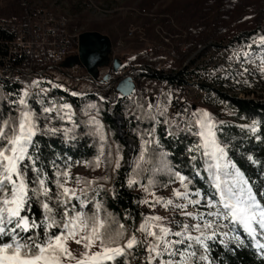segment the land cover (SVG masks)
<instances>
[{"label":"snow or ice","instance_id":"1","mask_svg":"<svg viewBox=\"0 0 264 264\" xmlns=\"http://www.w3.org/2000/svg\"><path fill=\"white\" fill-rule=\"evenodd\" d=\"M253 45L264 49V35L248 48ZM243 55L248 57L250 53ZM261 63L264 64V58ZM41 83L40 80L32 81L18 99L9 100L11 105L18 106V115L10 113V118L0 115V264H125L121 258L137 247H142L146 253L144 264H212L210 252L215 242L224 247L231 245L233 250L248 242L264 256V164L255 178L242 171L231 158L232 145L223 137L222 122L218 124L211 113L201 110L189 113L185 108L169 120L171 93L166 94L167 103L150 99L146 108L138 105L141 115L136 119L153 123L140 133L139 157L127 184L129 187L140 184L151 196L139 203L150 208L162 205L178 211L184 220L173 217L165 222L162 216L141 214L139 226L125 238L123 224L113 233L107 218L101 215L102 205L97 200L101 188L96 186V181L80 176L73 178L70 158L44 159L37 137L63 133L66 138L75 139V135L69 134L78 125L74 124L73 128L52 126L56 118L72 121V105L50 99L46 104L49 89L41 88ZM47 83L53 88L61 87L51 81ZM34 87L40 91L32 93ZM33 95L39 97L37 103L42 105L39 112L29 103V97ZM88 108L96 109L97 106L89 104ZM98 115L97 110L89 120L100 140V156L94 162L96 167L100 166L106 143ZM161 123L167 126L169 137L180 139L183 134L197 138V142L187 147L191 177L167 159L171 153L162 150L157 136L156 126ZM240 127L253 134L261 131L257 121ZM153 146L161 150V162L145 169L143 164L150 162ZM122 159L117 149L115 170L120 168ZM248 159L252 160V157ZM145 171L152 174L147 184L137 179ZM162 172L169 177L164 188L179 184L170 189L173 198L166 200L151 190L157 187L155 177ZM196 178L204 179L207 188L197 187ZM73 179L82 186L69 187ZM33 199L40 203L42 219L32 215ZM89 204L95 207L91 216L85 211ZM136 233H140V237ZM70 243L81 246L84 251L74 254ZM201 249L203 254L198 256Z\"/></svg>","mask_w":264,"mask_h":264},{"label":"trees","instance_id":"2","mask_svg":"<svg viewBox=\"0 0 264 264\" xmlns=\"http://www.w3.org/2000/svg\"><path fill=\"white\" fill-rule=\"evenodd\" d=\"M203 4L210 2L213 8L218 6H224L223 9H227L232 12L241 11L246 9L248 4L243 0H202ZM261 1V0H260ZM222 3H224L222 5ZM240 7V8H239ZM204 11H207L204 9ZM264 13V10L261 9ZM206 13V12H204ZM182 14H177V18H180V24L182 28H186L188 33V38L186 40L184 51L193 49L196 46L204 43V40L211 38L217 32L220 26L217 23L218 17L221 15L215 14L210 22H201L195 20L197 17L196 13H193L190 17H178ZM206 19V20H207ZM254 32V31H253ZM248 34L249 32H244ZM244 33L236 35L234 39H239V37L244 36ZM7 33H4L0 29V38H3ZM157 48V47H155ZM184 52L181 54L183 55ZM178 55L172 59L168 65V69H155L153 67L156 61V56L154 53L145 52L141 60V65L139 72H137V87L133 95L123 98L124 102L120 100L115 103L112 107L109 106V102L113 98V91L107 88H101L95 86L92 82V90H85L78 92L72 87L66 86L65 83H60L55 78L51 77V70H47V77H51V82L61 87L53 88L52 84L46 82L41 83V87H46L49 89L45 96L46 104L47 100H55L57 102L63 103L64 99L60 96H64L67 99L73 101L76 106L77 113L73 112L72 121L67 120L61 121L58 118L54 119L52 126L58 128H73V125H78L74 129L73 133L69 135H75V139L66 138L63 133H59L53 136H39L37 139L40 141L42 147L43 157L46 161H50L55 157H61L62 159H68L69 163L73 166V169L78 163H83L84 166L87 162H91L89 166H85V170L80 175L81 178L85 180L96 181V186L101 188L99 196L97 197L98 202L102 205L101 215L107 218V223L110 226L112 232L114 233L120 224L125 226L124 237L127 238L135 228H137V222L142 221V215H159L165 218V222L171 220L173 217L176 220H184V217L178 211H173L169 208H165L167 213H160L155 208H150L143 203H139L148 197L140 186V184L133 185L129 187L127 180L130 175H132L133 169L135 168V162L139 157V149L141 145L140 133L145 129H148L153 123L148 120L138 121L137 116L141 115V109L138 105H144L145 108L147 103L151 99L156 102L164 101L167 103L166 94L171 93L172 103L168 105L167 118L172 120L175 118V114L182 110L183 108L188 109L191 113L193 110H198L192 107V103H189L186 99V76L187 69H180V62L177 59ZM180 55V56H181ZM177 59V60H176ZM81 72L80 76L83 75L85 70L83 68H77L74 71ZM70 71V70H69ZM73 71V69H71ZM140 73L142 75H140ZM139 76H143L141 81ZM14 78V80H12ZM35 74H17L9 80L0 79V115L5 118H10V113L18 115V106H13L9 103L12 98L18 99V96L22 91L23 83L30 85L34 80ZM82 80V79H81ZM50 81V80H49ZM140 81V82H139ZM39 92V90H33L32 93ZM72 93H77V95H72ZM216 97L220 98L226 103L228 108H230V116L221 125L224 129L223 137L231 142L230 155L237 166L245 171L248 176L255 178L260 175V166L264 164V99H243L236 96H230L225 93L215 92ZM104 98V99H101ZM39 97L35 95L29 97V103L34 110L40 111L42 105L37 103ZM89 104H96V109H89ZM47 106H51L48 104ZM97 110L99 115L97 119L103 126V133L106 138V143L104 145V155L100 157V166H95V160L97 156H100V140L97 135H95V126L89 123L90 117L96 115ZM117 110L122 114L126 120V125L133 128L131 134L135 138H138V148L135 154V160L132 161L129 167L125 166L124 152L125 149L121 145L120 137L117 133V125L115 120L112 118L111 112ZM212 117L216 122L221 120V117L213 112ZM55 116V114H52ZM252 121H257L260 124L261 131L253 134L247 129L241 128V123L251 124ZM43 122V121H42ZM2 124V121H0ZM157 136L159 137L162 145V150L171 153L167 157L173 165L178 166L183 174L192 176L191 165L189 160V153L187 152V147L190 143L197 142V138L191 135H181L180 139L174 137H169L167 135V126L161 123L157 125ZM260 138L257 139L256 137ZM147 139V137H145ZM119 149L120 155L123 157L121 160V166L118 170H115V157L116 151ZM109 152L112 153L111 157ZM251 156L254 161L253 163L248 159ZM149 163L143 164V168L149 169L153 165H159L161 162V150L155 149L151 150V156L149 158ZM49 172L52 171L48 167ZM151 172L145 171L137 177L143 184H147L149 178H151ZM107 177V180L104 178ZM157 181V187L151 189L156 193L157 196L163 199H169L172 197V192L163 185L168 183L169 177L166 173H158L155 177ZM195 184L200 188H207V184L204 179L196 178ZM82 185H77L76 188ZM177 187L179 184L177 183ZM176 187V188H177ZM174 188L170 186V189ZM148 199V198H147ZM150 199V198H149ZM33 212L32 215L38 219H42V209L40 203L33 199ZM89 216L95 213L94 204H89L88 208L85 209ZM139 222V223H140ZM97 250V249H96ZM140 252L137 248L132 250L127 256L121 258L125 264H130V257L136 258ZM203 254L201 249L198 253ZM210 258L212 259V264H264V256L257 253L255 246H249L246 242L244 246L236 247L234 250L231 245L229 247H224L219 242H215L211 248ZM196 259V258H194Z\"/></svg>","mask_w":264,"mask_h":264},{"label":"rangeland","instance_id":"3","mask_svg":"<svg viewBox=\"0 0 264 264\" xmlns=\"http://www.w3.org/2000/svg\"><path fill=\"white\" fill-rule=\"evenodd\" d=\"M243 1H246L249 7L239 12H232L230 9L225 11L224 6L213 8L210 2L203 4L202 0H0V18L7 20L15 17L22 18L23 21L25 12L29 8L43 7L47 11V15L43 18L63 26L73 45H75V37L84 31L96 30L108 35L116 53L115 57L124 60L130 70L135 69L136 72L132 76L136 87L137 72L142 70L140 63L143 53H154L157 59L153 67L163 70L168 69V65L174 60L172 58L179 54L177 59L180 62V69H187L188 74L185 78L186 99L192 103L194 109L208 111L211 114L217 113L221 117L218 124L220 122L223 124L231 112L226 103L216 97V91L243 99H264V71H262L264 64L261 63L264 49L256 45L251 49L248 48L249 44L264 35V13L261 12V9L264 10V0ZM179 13L182 15L178 17L183 18L196 13L195 20L210 23L213 18L207 19L210 15H221L222 18L219 16L217 20L220 28L214 36L204 40L201 45L184 51L188 33L178 22ZM240 33L245 35L234 39ZM73 48L74 46L70 50L71 54L74 53ZM183 52L184 54L181 55ZM244 53L250 55L245 57ZM107 70V67L99 69V79L108 72ZM79 73L81 74L80 71L55 67L51 70V77L78 92L94 89L91 82L85 78L80 79ZM51 77H44L43 80L37 77L34 80L46 82L51 81ZM139 77L142 81L143 76ZM112 87L113 85H109L107 89L112 90ZM66 103L72 105L73 101ZM115 103L117 102L112 98L109 106L112 107ZM72 111L77 113L73 105ZM112 116L119 119L121 114L114 111ZM116 130L122 133L119 137L125 149V166L129 167L135 160L138 138L132 136L133 128L126 125L124 118L120 125H117ZM84 170V164L78 163L71 169V175L75 178ZM68 186L76 188L74 179ZM170 186L176 188L177 183ZM170 186L167 191L170 190ZM147 198L151 199V196L148 195ZM155 209L162 214H170L162 205H157ZM136 234L140 237V233ZM70 248L76 255L84 251L81 246L74 243H70ZM137 251L140 253L136 258L130 257V264H144L146 253L143 252L142 247H137Z\"/></svg>","mask_w":264,"mask_h":264},{"label":"built area","instance_id":"4","mask_svg":"<svg viewBox=\"0 0 264 264\" xmlns=\"http://www.w3.org/2000/svg\"><path fill=\"white\" fill-rule=\"evenodd\" d=\"M25 18H0V29L7 33L0 38V75H42L45 69L62 59L75 45L63 26L47 21L45 8L27 10ZM22 21V24L20 22ZM73 45V46H72ZM111 44L110 57H115ZM157 69L158 67H154ZM134 70L124 64L118 71L121 77L133 74Z\"/></svg>","mask_w":264,"mask_h":264},{"label":"water","instance_id":"5","mask_svg":"<svg viewBox=\"0 0 264 264\" xmlns=\"http://www.w3.org/2000/svg\"><path fill=\"white\" fill-rule=\"evenodd\" d=\"M111 39L108 35L96 30H88L79 34L76 53L70 54L57 63L60 69L84 68L88 80L107 81L112 74L118 72L121 59L116 57L110 62ZM109 66L106 74L99 79V69ZM116 82L115 92L120 97L129 96L135 90V84L131 76L114 78ZM194 108V106H193ZM121 135V134H120Z\"/></svg>","mask_w":264,"mask_h":264},{"label":"bare ground","instance_id":"6","mask_svg":"<svg viewBox=\"0 0 264 264\" xmlns=\"http://www.w3.org/2000/svg\"><path fill=\"white\" fill-rule=\"evenodd\" d=\"M29 10H37V9H30L29 8ZM59 18V17H58ZM64 23H66V22H64ZM0 78L1 79H5V80H9V79H11L12 77L10 76V75H0Z\"/></svg>","mask_w":264,"mask_h":264}]
</instances>
